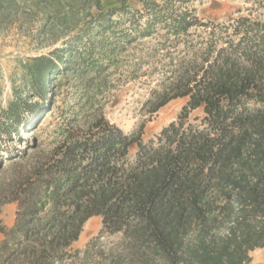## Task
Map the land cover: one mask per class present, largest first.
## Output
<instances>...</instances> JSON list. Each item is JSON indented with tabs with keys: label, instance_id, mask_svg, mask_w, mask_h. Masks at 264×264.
<instances>
[{
	"label": "trees",
	"instance_id": "1",
	"mask_svg": "<svg viewBox=\"0 0 264 264\" xmlns=\"http://www.w3.org/2000/svg\"><path fill=\"white\" fill-rule=\"evenodd\" d=\"M101 1H59L86 19L62 47L23 66L41 98L25 106L31 117L23 120L16 101L1 112L0 144L20 142L53 108L57 82L94 75L74 89L78 101L60 110L44 142L7 149L21 166L0 264H247L264 248V14L215 23L197 17L196 0H113L108 11ZM253 8L264 10V0ZM133 47L132 78L157 74L144 114L186 100L177 120L146 142L143 123L125 133L97 99L111 86L101 76ZM196 110L203 117L192 124ZM94 217L98 236L70 252ZM103 234L121 239L105 248Z\"/></svg>",
	"mask_w": 264,
	"mask_h": 264
},
{
	"label": "rangeland",
	"instance_id": "2",
	"mask_svg": "<svg viewBox=\"0 0 264 264\" xmlns=\"http://www.w3.org/2000/svg\"><path fill=\"white\" fill-rule=\"evenodd\" d=\"M60 0H0V122L3 121L2 110H6L9 103L16 101L18 108L23 112V120L31 117L32 111L26 112L25 106L41 104V98L34 93L30 82L23 78V66L30 58L48 56L50 52L62 47V44L76 34L86 19L83 12L69 13L65 7L67 4L59 3ZM261 0H196L194 8L197 17L201 20L220 23L231 18L252 14H264V10L255 11V5ZM103 11H108L116 6L113 0H102ZM131 5H136L135 0H130ZM96 9L90 11L95 14ZM135 49V47H133ZM132 52H121L120 63L106 70L101 77H109L111 83L102 96L97 99L100 102L105 119L112 125L120 127L125 133L137 129L141 123L144 125L142 138L146 142L152 140L169 123L175 122L185 105V99H177L168 102L151 117L144 114L142 104L148 99L150 87L153 86L157 74L138 75L132 78L129 65ZM145 71L143 67L142 72ZM145 73V72H144ZM94 75H85L62 78L51 89V102L53 108L44 117L34 119L35 129L27 133H21V141L0 144V245L7 242L10 232L16 221L18 210L17 202H10L13 178L17 175L21 162L18 159L10 160L7 149L26 150L33 142H44L55 127L62 122L60 110L67 104H74L78 97H74V89L83 90L86 79ZM83 78V79H79ZM63 79H67L64 81ZM79 79V80H78ZM78 90V91H79ZM74 106V105H73ZM36 107L32 108L34 110ZM78 110V108H76ZM80 111V117L83 112ZM203 117L201 110L192 112L188 122L197 124ZM44 119V120H43ZM39 122V123H38ZM82 121L78 122L80 124ZM137 147L130 148V158H133ZM29 151V150H28ZM93 225L88 238L73 244L70 252L82 251L85 244L93 237L98 236L101 230V217L88 220L85 225ZM84 230V226L82 231ZM82 233V232H81ZM121 234L108 237L106 234L99 240V245L107 248L110 244L118 243ZM258 254V260L255 259ZM250 262L247 264L264 263V248L250 253Z\"/></svg>",
	"mask_w": 264,
	"mask_h": 264
},
{
	"label": "bare ground",
	"instance_id": "3",
	"mask_svg": "<svg viewBox=\"0 0 264 264\" xmlns=\"http://www.w3.org/2000/svg\"><path fill=\"white\" fill-rule=\"evenodd\" d=\"M46 118V116L44 117V119ZM43 119V120H44ZM88 228H89V225H84V230L82 231V234H81V236H80V242L81 243H83V241H85L87 238H88V236H89V233H88ZM255 259L256 260H258L259 258H258V254L256 255V257H255Z\"/></svg>",
	"mask_w": 264,
	"mask_h": 264
},
{
	"label": "crops",
	"instance_id": "4",
	"mask_svg": "<svg viewBox=\"0 0 264 264\" xmlns=\"http://www.w3.org/2000/svg\"><path fill=\"white\" fill-rule=\"evenodd\" d=\"M92 230H93V225H90V228H88V232H89V231H91V232H92ZM79 240H80V237H79ZM79 240H78L77 242L73 243V244H76V243H78V242H79Z\"/></svg>",
	"mask_w": 264,
	"mask_h": 264
}]
</instances>
